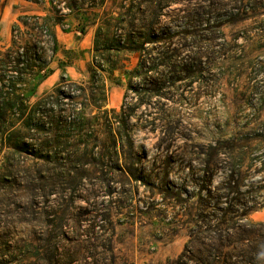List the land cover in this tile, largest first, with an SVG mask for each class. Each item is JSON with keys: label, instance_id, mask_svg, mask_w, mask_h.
<instances>
[{"label": "rangeland", "instance_id": "obj_1", "mask_svg": "<svg viewBox=\"0 0 264 264\" xmlns=\"http://www.w3.org/2000/svg\"><path fill=\"white\" fill-rule=\"evenodd\" d=\"M178 3L170 11L200 5L192 22L200 34L206 25L214 28L213 44L183 51L181 60L164 66L149 64L150 78L129 76L139 61L132 54L120 56L113 76L99 71L92 63L96 27L81 36L69 19L55 28L61 50L45 80L42 73L28 85H0V122L12 126L0 135V264H44L48 250L68 245L64 235L81 236L85 250L104 243L112 229L118 256L132 264H167L225 209L250 208L246 219L264 223V0ZM33 14L43 12L24 0H0V70L12 57L5 55L12 27ZM176 25L158 32L189 30ZM65 52H72V63L63 68ZM194 54L206 57L200 64L184 57ZM186 66L200 72L196 79L185 78ZM92 68L103 92H55L61 78L88 85ZM124 103L134 149L122 153L118 144L114 158L103 117L119 116ZM77 113L98 131L94 136L84 131L64 138ZM118 127L114 123L115 137ZM94 223L105 228L97 241L89 233Z\"/></svg>", "mask_w": 264, "mask_h": 264}, {"label": "trees", "instance_id": "obj_2", "mask_svg": "<svg viewBox=\"0 0 264 264\" xmlns=\"http://www.w3.org/2000/svg\"><path fill=\"white\" fill-rule=\"evenodd\" d=\"M24 1L31 5H37L43 15L22 16L18 18L22 27L18 24H14L12 27L11 45L5 52L6 56L12 57L3 64L2 70H0V85L9 80L14 84L28 85L31 80L42 73V80H45L53 71L50 65L61 50L55 28L56 26L63 27L69 19L76 22L74 31L81 36L85 35L89 28L96 27L93 35L92 63L99 71L108 72L112 76L121 62V55H138V65L132 73H129V76L145 80L150 78V74L155 71L147 67L149 64L157 63L164 66L166 63L181 60L183 51L210 49L213 44L214 28L206 25L201 30L204 31L203 34H200L197 26L192 22L194 15L198 13V9L194 8H200V5L192 8L187 5L179 9L178 12L170 11L173 6L179 4L178 2L189 0H112L113 7H107L108 0ZM190 1H204L213 4L226 0ZM46 3L49 5L48 8H45ZM168 10L170 12H167ZM116 14L117 16H115ZM162 19H167V21L164 22ZM165 24L167 26L182 24L191 30H181L174 34L169 32L159 34V28ZM176 27L178 26L176 25ZM158 34L160 36H157ZM64 54H67L65 55L66 61H59L58 64L60 67L66 68L72 63V52ZM184 57L190 62L200 64V61L206 56L194 54L191 57L187 55ZM181 72L188 80H194L196 75L200 74L197 71H190L188 66ZM97 73L93 68L90 70L91 81L86 86L83 85L84 83L77 84L61 78L60 86L55 92L58 93L72 87L83 93L87 89L93 90L95 94L101 93L104 88L102 82L97 80V76H100ZM176 73L179 74L176 71H171L169 75ZM34 90L21 89L20 91L33 94ZM12 91L14 92L10 96L18 99L17 89H12ZM20 98L25 103L28 102L29 97L23 95ZM71 99L75 101L73 98ZM92 102L97 103V101ZM87 106L88 104H85L83 108ZM130 112L124 103L119 116L103 117L106 125L110 128L109 150L114 158H118L116 150L118 144L122 153L128 149L129 153L133 154L134 143L129 134L127 122L129 118L131 119ZM73 115L76 121L75 126L68 124L67 136L64 138L83 137L84 131H88L91 136L98 132L93 131L94 128L88 124L83 113ZM94 119L98 122L100 118ZM114 123L119 125L117 137L112 135ZM99 125L97 124V126ZM11 127V122L1 121L0 135H5ZM84 145L86 144L84 143ZM209 168L210 164L207 170ZM123 169L128 177L134 179L130 168L125 165ZM243 208L246 206L243 205ZM251 211L250 208L243 211L225 209L221 213L219 221L213 226L206 224L203 229L197 228L189 236L184 251L176 259L168 261L167 264H264V223L248 221L246 218ZM79 224L80 222H77L74 227L80 228ZM98 230L105 232L104 226L99 223H94L90 227L89 233L94 237L93 241L99 240L97 239L99 237ZM110 231L111 235L104 238V243L91 244L90 249L85 248V250L82 247L81 236L77 235L70 239L64 235L68 245L62 249L48 250L43 263L132 264L126 257H120L114 252L113 229Z\"/></svg>", "mask_w": 264, "mask_h": 264}]
</instances>
